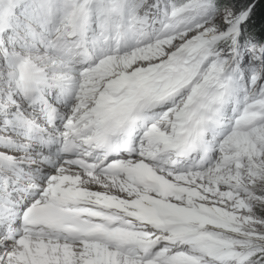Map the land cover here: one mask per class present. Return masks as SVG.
<instances>
[{
  "label": "snow or ice",
  "instance_id": "1",
  "mask_svg": "<svg viewBox=\"0 0 264 264\" xmlns=\"http://www.w3.org/2000/svg\"><path fill=\"white\" fill-rule=\"evenodd\" d=\"M0 264H264V0H0Z\"/></svg>",
  "mask_w": 264,
  "mask_h": 264
}]
</instances>
